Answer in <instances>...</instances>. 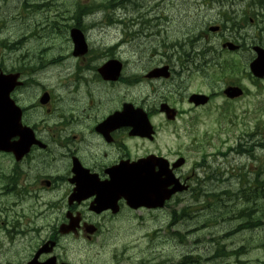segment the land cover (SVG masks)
I'll list each match as a JSON object with an SVG mask.
<instances>
[{
  "label": "flooded vegetation",
  "instance_id": "obj_1",
  "mask_svg": "<svg viewBox=\"0 0 264 264\" xmlns=\"http://www.w3.org/2000/svg\"><path fill=\"white\" fill-rule=\"evenodd\" d=\"M207 5L221 23L218 32L233 26L244 32L254 29L248 60L256 59L254 47H264V11L251 9L259 6L257 0H208ZM154 13L149 11L146 19ZM253 17L256 21L251 24ZM49 21L45 20L48 27ZM74 24L84 31L78 17ZM119 26L118 44L120 37H110L108 47L99 51L87 42L79 54L71 51V57L56 52L50 56L47 32L38 33L40 40L33 49L27 48L23 37L0 45V70L17 74L21 83L11 98L20 107L23 125L32 130L31 147L24 150L18 146L21 134L9 128L12 123L4 124L5 131L0 127V264H76L69 256L75 259L77 250L63 242L93 243L101 234L116 235L124 226L156 225L162 223L164 210L170 211V224L182 220L176 205L179 193L164 207L139 204V178L155 174L162 189L164 157L179 176L173 168L179 151L166 141L165 126L171 122L162 106L179 107L183 91L174 79L178 70L173 65L187 62L174 53L171 40L162 38L147 43L151 57L123 58L131 54L127 50L134 36ZM216 40L223 44L228 39ZM229 40L238 43L240 50L248 43ZM196 41L199 38L194 46ZM162 45L170 51L166 57L157 50ZM164 65L169 66L168 77L157 70ZM164 81L176 82L174 92L164 93ZM149 85L154 93L147 92ZM254 124L246 147H256L262 140L259 134L264 135V121L257 118ZM3 140L12 151L3 150ZM180 178L189 185V193L191 177ZM171 183L169 187L177 184ZM69 250L75 253L68 254Z\"/></svg>",
  "mask_w": 264,
  "mask_h": 264
},
{
  "label": "rangeland",
  "instance_id": "obj_2",
  "mask_svg": "<svg viewBox=\"0 0 264 264\" xmlns=\"http://www.w3.org/2000/svg\"><path fill=\"white\" fill-rule=\"evenodd\" d=\"M26 1L31 3V6L26 5ZM121 0H0V21H3L1 31H4L2 36L10 37L12 40L18 32H21L23 27H29L33 22L34 25L43 24L48 26L47 22L43 20L49 19L59 20V15L67 18V26L72 25L71 16L74 15L75 10L79 6L91 5L95 3L99 5H110L113 2H120ZM128 0L129 8H136L137 6H150L153 3L152 0ZM183 0H177L176 4L179 8L177 10L190 9L192 14L191 18H184L182 22L176 23L170 31V37L173 40L183 39L189 31L197 29V24L194 20L193 13L195 12L193 2H190L191 6L182 7ZM188 1V0H186ZM181 3V4H180ZM40 5L39 8L35 7ZM109 8V7H108ZM58 9V10H57ZM102 10L106 8H101ZM100 12V11H97ZM105 15L106 12H103ZM103 13H95L89 19L95 17L100 20ZM38 14V15H37ZM129 13H126L127 16ZM57 18H54V16ZM48 17V18H47ZM199 17L203 19L205 23H201L197 29L198 37H201L200 42L196 41V45L189 43L186 48H182L180 53H176L178 58H184L187 63L173 65L174 68L179 70L182 76L185 78L182 82V91L185 94L190 89L193 90H206L212 91L214 86H222L230 82L244 81L248 82L253 91L264 93V79H253L249 75L248 70V57L251 51L249 50V44L251 38L254 36V29L249 30V37L246 49L249 52H244L247 57L239 56L237 54L229 53L222 50V42L216 40L221 36L235 37L236 35H229V31L223 30L221 33H213L210 31L212 26L220 25V21L212 15H208L204 10L199 13ZM99 18V19H98ZM253 22L256 18L253 17ZM11 26V27H10ZM138 24L136 28H138ZM147 28H141L140 41L134 46H131L127 51L134 52L133 55H125V58L139 57L146 55L149 51L147 48L153 41V37L144 40L143 36L149 34L150 25H145ZM209 26H211L209 28ZM10 27V28H9ZM40 28V31L43 28ZM9 28V29H8ZM252 28V27H250ZM133 29V31L135 30ZM209 29V31H208ZM110 31V30H109ZM113 31V29L111 30ZM209 33V36H206ZM92 42L96 45L101 43L106 44L107 40H111L108 37L107 27L102 29H95L91 32ZM111 38L114 35H110ZM47 44L52 46L60 43L61 40L53 39L52 34ZM66 49L60 50L63 55H69L71 52V39L66 34ZM161 41L160 38H156V42ZM141 43V44H140ZM149 43V44H147ZM142 45V46H140ZM63 46V47H64ZM203 49H209L216 51L213 54L223 58L236 59V66L241 68L240 73L235 78L234 73L225 69V63H218L216 66H210L207 68L209 71L206 78L203 72L198 71L196 66L201 62L198 58L194 63L192 62V56L194 53H201ZM144 50V53H143ZM157 50L163 54V57L168 56L170 53L165 50L164 47L158 46ZM124 50H120L122 52ZM201 51V52H200ZM117 52V53H119ZM149 54V52H148ZM211 55L212 53H207ZM54 55V51H51L50 56ZM207 56V55H206ZM71 57V54H70ZM176 58V56H174ZM159 58V56H157ZM175 81V80H174ZM176 82L164 81L163 91L168 93L174 92L173 84ZM180 84V82H177ZM207 83V85H206ZM209 83V84H208ZM149 85L147 92L154 93V90L150 89ZM219 90V89H217ZM257 100V99H256ZM264 97H259V101L252 104L249 96L237 101L238 104L232 109L224 112L221 107L223 104V97H219L211 105L202 108H196L191 111V116L194 117L195 124L193 126L194 133L184 132L181 142L186 148L188 154V163L185 166V170L189 174L197 163L205 161L204 166L195 170V177L193 181V191L179 198L177 202V211L182 213L186 208V213H182L180 218L182 220L176 221L174 224H170V211L164 210L162 215V223L152 226L146 224L144 226H132L129 227V231H121L119 236H114L105 247H91L79 245V251L76 258L79 261H83L84 264H116L117 259L123 260L121 264H141L143 260L152 261L157 264H173L175 261H184V264H191L197 261V264H218L211 259H218L220 264H264V226H260L256 229L251 227L245 228L243 225L244 216H238L245 207L248 209H254L255 204L249 202H242L241 199H232L233 190L230 183L227 182L226 174L233 173L235 179L241 174H251L255 171H259L264 167V150L258 149V157L255 160L243 157H235L237 154H229L227 158H221L216 156L218 151H225L226 147L236 145L237 140L240 137H249L255 130L254 119H262L264 121V110L260 107H264ZM184 108H189V105L185 102L180 103ZM264 132V131H263ZM196 136L198 139L199 149L194 150V145L188 146L189 139ZM227 138L228 143L224 144V138ZM209 140V145L208 141ZM205 160H202V157ZM235 157V158H234ZM220 171H214L210 168ZM190 170V171H189ZM225 172V173H223ZM212 173H215L212 177ZM237 183V182H236ZM231 188V193H227L228 187ZM260 205H264L260 204ZM251 207V208H250ZM258 211L255 210V213ZM258 215V213H257ZM235 217V218H234ZM179 218V216H178ZM242 227V231L236 234H231L237 228ZM245 247V252H241V249ZM76 250V249H75ZM234 252V253H233ZM69 253H75L73 250H69ZM236 253V254H235ZM152 254L154 256H152ZM156 255V256H155ZM71 257V255H70ZM192 257L194 259H190ZM184 258V259H183ZM189 259V260H188ZM120 260V261H121ZM191 260V261H190Z\"/></svg>",
  "mask_w": 264,
  "mask_h": 264
},
{
  "label": "water",
  "instance_id": "obj_3",
  "mask_svg": "<svg viewBox=\"0 0 264 264\" xmlns=\"http://www.w3.org/2000/svg\"><path fill=\"white\" fill-rule=\"evenodd\" d=\"M252 71L257 75V76H264V58H260L258 61L252 63L251 65ZM9 88L3 86L0 90V100H2V104L5 103V101L9 97ZM229 94H238L240 90H236V93H233L232 89L227 90ZM201 97V96H197ZM203 97H201L202 99ZM207 99H202L203 102H205Z\"/></svg>",
  "mask_w": 264,
  "mask_h": 264
},
{
  "label": "bare ground",
  "instance_id": "obj_4",
  "mask_svg": "<svg viewBox=\"0 0 264 264\" xmlns=\"http://www.w3.org/2000/svg\"><path fill=\"white\" fill-rule=\"evenodd\" d=\"M134 1V0H133ZM133 1H131V2H133ZM181 4V3H180ZM58 10V9H57ZM151 13V12H150ZM38 15V14H37ZM54 16V15H53ZM99 19V18H98ZM43 30H44V28H43ZM41 33H43V32H41ZM58 67V66H57ZM86 75V74H85ZM81 83V82H80ZM88 83V82H87ZM86 87V86H85ZM64 91V90H63ZM97 94V93H96ZM152 256H154L153 254H152ZM156 256V255H155ZM213 262H218V264H220L221 262L217 259H211ZM157 264H159V262L157 263Z\"/></svg>",
  "mask_w": 264,
  "mask_h": 264
},
{
  "label": "trees",
  "instance_id": "obj_5",
  "mask_svg": "<svg viewBox=\"0 0 264 264\" xmlns=\"http://www.w3.org/2000/svg\"><path fill=\"white\" fill-rule=\"evenodd\" d=\"M196 263H197V261H196ZM155 264V263H154ZM191 264H193V263H191ZM195 264V263H194Z\"/></svg>",
  "mask_w": 264,
  "mask_h": 264
}]
</instances>
